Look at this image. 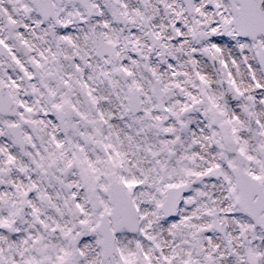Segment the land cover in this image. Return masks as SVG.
<instances>
[{
	"label": "snow or ice",
	"instance_id": "obj_1",
	"mask_svg": "<svg viewBox=\"0 0 264 264\" xmlns=\"http://www.w3.org/2000/svg\"><path fill=\"white\" fill-rule=\"evenodd\" d=\"M0 264H264V0H0Z\"/></svg>",
	"mask_w": 264,
	"mask_h": 264
}]
</instances>
